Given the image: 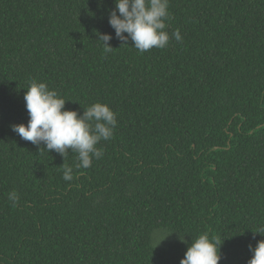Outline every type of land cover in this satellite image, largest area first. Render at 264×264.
<instances>
[{"label": "trees", "instance_id": "16d2710c", "mask_svg": "<svg viewBox=\"0 0 264 264\" xmlns=\"http://www.w3.org/2000/svg\"><path fill=\"white\" fill-rule=\"evenodd\" d=\"M114 7L0 0V264H180L203 233L224 239L220 264H248L264 239V0H169L182 42L144 53L116 38ZM33 80L66 109L116 113L90 168L12 130Z\"/></svg>", "mask_w": 264, "mask_h": 264}, {"label": "clouds", "instance_id": "9594fccd", "mask_svg": "<svg viewBox=\"0 0 264 264\" xmlns=\"http://www.w3.org/2000/svg\"><path fill=\"white\" fill-rule=\"evenodd\" d=\"M114 4L109 24L115 30L116 38L124 45L131 39L133 47L144 53L153 48H165L170 38L182 42L178 29L171 37L166 31L167 21L171 19L169 0H114ZM98 36L97 41L101 42L103 51L112 52L113 47L109 44L112 36L100 33ZM26 89L24 101L29 120L26 125H12L15 133L23 140L37 146L42 144L47 152L55 151L64 158L71 150L77 155L78 168H90L94 159L102 158L104 151L98 145L101 141L111 140L117 126L116 113L107 103L96 102L83 108L81 114L77 110L66 109V100L44 82L33 80ZM63 178L65 181L73 179L71 167L64 166ZM8 199L15 206L20 197L13 190L8 194ZM254 233L264 236V227ZM166 238L160 240L159 244ZM180 239L187 243L184 237L180 236ZM223 242L209 238L207 233L192 238L180 264H220ZM249 247L252 256L248 264H264V239L259 240L254 248Z\"/></svg>", "mask_w": 264, "mask_h": 264}]
</instances>
